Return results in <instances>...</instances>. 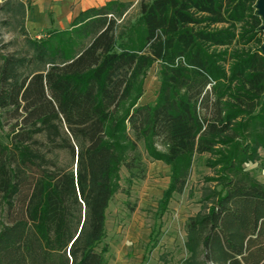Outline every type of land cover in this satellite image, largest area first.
<instances>
[{
	"label": "trees",
	"instance_id": "16d2710c",
	"mask_svg": "<svg viewBox=\"0 0 264 264\" xmlns=\"http://www.w3.org/2000/svg\"><path fill=\"white\" fill-rule=\"evenodd\" d=\"M256 1L139 0L121 26L129 5L111 1L49 39L0 52V264H105L120 167L129 181L146 170L139 142L170 165L162 209L183 190L191 155L222 146L219 189L190 218L186 244L213 264H264V183L241 167L264 147ZM26 7L1 9L24 18ZM155 61L156 98L138 103Z\"/></svg>",
	"mask_w": 264,
	"mask_h": 264
},
{
	"label": "rangeland",
	"instance_id": "374dc122",
	"mask_svg": "<svg viewBox=\"0 0 264 264\" xmlns=\"http://www.w3.org/2000/svg\"><path fill=\"white\" fill-rule=\"evenodd\" d=\"M18 1L24 4L30 2H0L1 53L24 49L29 39L50 38L44 32L28 30L26 11L22 18L17 11L8 14L1 9L3 5ZM137 16L138 4L130 8L124 19L133 21ZM125 20L122 21L121 17L119 25H123ZM159 69L160 63L155 61L146 70L138 103L155 100L160 83ZM7 132L8 125L0 128V139L4 142L7 141ZM220 147L217 146L214 152H195L191 155L183 190L174 192L162 209L159 200L170 180V165L150 156L143 143L139 142L146 170L143 176L129 181L125 166L120 167L118 188L106 210L105 235L101 242V245L106 243L108 246L105 264H213L204 260L200 244L192 251L186 243L190 218L203 214L210 204V199L206 198L219 189L220 164L213 163L219 158L217 151ZM156 149L166 152V147L158 143ZM59 160L68 163L64 153H59ZM241 167L251 178L264 183V147H258L255 156L244 161ZM3 221L5 215L0 208V226Z\"/></svg>",
	"mask_w": 264,
	"mask_h": 264
},
{
	"label": "crops",
	"instance_id": "0c3cea01",
	"mask_svg": "<svg viewBox=\"0 0 264 264\" xmlns=\"http://www.w3.org/2000/svg\"><path fill=\"white\" fill-rule=\"evenodd\" d=\"M111 1L129 5L121 16L122 21L125 20L124 17L130 8L139 2V0H30L29 3H25L27 5L25 24L28 30L44 32L51 37L57 31L70 29L74 18L81 11L100 7Z\"/></svg>",
	"mask_w": 264,
	"mask_h": 264
},
{
	"label": "water",
	"instance_id": "95a60500",
	"mask_svg": "<svg viewBox=\"0 0 264 264\" xmlns=\"http://www.w3.org/2000/svg\"><path fill=\"white\" fill-rule=\"evenodd\" d=\"M256 9L257 13L261 16L263 23H262V28L264 29V0H257L256 1ZM261 50L264 54V42L261 46Z\"/></svg>",
	"mask_w": 264,
	"mask_h": 264
}]
</instances>
